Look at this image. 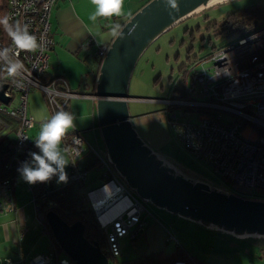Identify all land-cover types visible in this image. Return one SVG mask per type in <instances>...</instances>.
I'll list each match as a JSON object with an SVG mask.
<instances>
[{"label":"built area","instance_id":"built-area-1","mask_svg":"<svg viewBox=\"0 0 264 264\" xmlns=\"http://www.w3.org/2000/svg\"><path fill=\"white\" fill-rule=\"evenodd\" d=\"M58 0H8L7 17L10 23L27 24L30 34L37 36L41 47L35 52L20 51L10 38L13 59L25 67L22 77L16 78L5 90L12 106V115L20 117L15 134V152L21 153L29 142L28 130L34 119L27 112L28 95L38 89L46 94L51 115L63 109L68 101L81 97L72 92L62 77L43 85L41 78L48 66L50 16ZM108 44L98 45L95 55L103 58ZM188 67V68H187ZM184 70L186 97L165 100L171 128L193 155L203 160L231 185L250 192L264 190V26L241 36L236 43L215 49L205 59L195 60ZM58 85L60 87L58 88ZM79 140H76V138ZM67 149L70 169L68 183L83 182L86 172L76 162L86 148H93L81 132L73 130L63 143ZM105 170L102 184L86 191V197L103 233L106 252L110 257L121 255V239L134 241L146 230V206L115 175L108 158L98 155ZM40 201L47 198V182ZM12 182L0 181V213L12 210ZM35 203L37 221L43 228L45 215L40 203ZM10 260L0 261L9 264ZM30 264H75L68 257L55 253L38 254ZM190 264H197L191 262Z\"/></svg>","mask_w":264,"mask_h":264},{"label":"water","instance_id":"water-1","mask_svg":"<svg viewBox=\"0 0 264 264\" xmlns=\"http://www.w3.org/2000/svg\"><path fill=\"white\" fill-rule=\"evenodd\" d=\"M209 1L177 0V11L166 10L163 0H149L121 26L124 37L114 36L107 43L94 84L96 128L117 178L141 201L237 237L264 238V200L224 192L184 175L143 141L129 114V84L143 52L171 26L226 0ZM6 89L7 84L0 85L4 105L10 102ZM45 219L58 246L75 264H108L99 244L85 237L82 222L69 224L52 210Z\"/></svg>","mask_w":264,"mask_h":264},{"label":"rangeland","instance_id":"rangeland-1","mask_svg":"<svg viewBox=\"0 0 264 264\" xmlns=\"http://www.w3.org/2000/svg\"><path fill=\"white\" fill-rule=\"evenodd\" d=\"M146 1L149 0H143L141 5ZM78 3L86 5L89 18L94 11L91 0H78ZM256 8L263 12L248 19L244 26L222 31L224 19L229 13ZM261 26H264V0H226L202 9L171 26L147 47L134 68L129 84L128 93L133 99L128 103L129 114L132 126L143 141L184 175L228 193L234 192L231 183L203 160L197 159L171 128L165 100L185 95L182 67L190 65L189 58L193 61L205 59L215 49L236 43L242 35ZM100 44L92 45V53ZM79 90L84 91L83 88ZM259 196L254 198L264 199L263 193ZM144 204L147 208L144 218L146 222L149 221L147 225L153 221L160 222L166 229L167 238L158 239L161 250L138 258L148 259L151 264H162L164 260L161 256L169 257L179 250L192 256L195 263L264 264V238L237 237L157 208L149 202L144 201ZM133 242L126 238L121 241V255L116 258L118 261L134 259L139 255ZM104 245L101 249L106 252ZM60 254L67 258L62 250Z\"/></svg>","mask_w":264,"mask_h":264},{"label":"crops","instance_id":"crops-1","mask_svg":"<svg viewBox=\"0 0 264 264\" xmlns=\"http://www.w3.org/2000/svg\"><path fill=\"white\" fill-rule=\"evenodd\" d=\"M142 2L143 0H126L124 16L98 18L95 23L87 17L86 5H80L78 0H58L51 11L50 37L53 44L48 53L45 76L47 80L62 77L71 91L75 90V93L81 95L68 101L65 108L76 117L74 130L80 131L93 148H86L76 162L77 168L86 172L82 182L85 191L96 189L102 184L105 169L100 166L97 157L100 155L107 159L101 134L96 128L95 101L92 98L101 58L92 53L91 47L98 42L110 43L114 37L111 35L113 24L119 22L122 26L140 6H143ZM80 88L84 91H80ZM14 104L15 102H12L13 106ZM41 109L51 116L46 94L38 89L32 90L28 95L27 112L34 117ZM39 128V123L34 120L33 126L28 130L30 141L35 140ZM2 133L4 131L0 134ZM69 169L70 161L65 168L66 173ZM52 183L59 188L68 184V181L58 183V176H55ZM33 186L34 184H29L21 178L18 170L15 172L11 188L12 210L0 213V261L9 259V264H30V258L47 253L53 243L48 232L43 230L36 219ZM151 223L133 242L136 252L139 251L136 257L161 250L158 239L167 238L163 224L158 221ZM146 224H149V221ZM56 256L61 257L60 252Z\"/></svg>","mask_w":264,"mask_h":264},{"label":"trees","instance_id":"trees-1","mask_svg":"<svg viewBox=\"0 0 264 264\" xmlns=\"http://www.w3.org/2000/svg\"><path fill=\"white\" fill-rule=\"evenodd\" d=\"M7 11L8 0H0V18L7 16ZM262 12L263 11L260 8L245 9L241 12H231L224 19L222 31L228 32L230 30V27L238 29L244 26L248 19H251L254 16H258ZM5 47H10V36L5 31L4 27L0 25V49ZM185 68L183 69L185 70ZM183 69L182 71L184 72ZM55 78L47 80L44 73L41 78V82L43 85H49ZM13 81L14 79L7 75L5 65L0 62V85L4 83L7 84V87H10ZM186 96L187 94L185 93L184 97ZM11 105L12 103L10 102L8 105H4L0 102V133L4 131V133L0 134V181L8 178L12 182L13 176L21 166V163L25 160L30 159L31 152H37L39 150L35 146V140H29L25 149L21 153L17 154L15 152V134L20 126L21 120L19 116L11 114V109H13ZM52 181L53 178L47 182L50 191L47 194V198L43 201H40V194L44 192V187L37 185L33 186L34 200L40 203V208L44 215L46 214V212L52 210L69 224L76 221L82 222L85 227V237L90 242H97L101 248L102 244H105L104 236L97 223L95 215L88 204L85 194L86 191L83 188L82 182H70L63 187L57 188L53 185ZM232 187L234 189V192L232 193L237 192L235 194L246 198L260 199L254 197H261L259 195L261 193L264 194V190L250 192L247 189L238 188L233 185ZM43 230L45 232H48L53 242L50 246L49 252L55 253V255H57L59 252H61V249L54 240L46 219L43 222ZM104 254L108 258L110 257L106 252H104ZM161 257L164 260L162 264H190L194 259L192 256L188 255L185 252H183L182 254L181 252H179V250H177V252H175L173 255H170L169 257H167L166 255ZM110 258H112V260H109L108 264H151L148 259L138 257L123 261H118L116 259L117 257ZM197 263L205 264L203 262L200 263L199 261H197Z\"/></svg>","mask_w":264,"mask_h":264},{"label":"clouds","instance_id":"clouds-1","mask_svg":"<svg viewBox=\"0 0 264 264\" xmlns=\"http://www.w3.org/2000/svg\"><path fill=\"white\" fill-rule=\"evenodd\" d=\"M166 10H179L177 0H163ZM94 11L89 19L95 23L98 18L122 17L124 12V0H91ZM0 25L10 36L15 46V56L18 57L20 51L35 52L41 44L37 36L30 34L27 24L21 25L19 22L10 23V18L5 16L0 18ZM131 32V30H129ZM111 35L124 37L121 31V24L115 22L111 29ZM0 62L5 65V70L9 77L14 80L22 77L25 67L19 59H13V50L10 48L0 49ZM34 120L40 125L38 135L35 138V146L38 152H31L30 159L21 163L18 172L23 180L29 184L37 182H48L54 176H58V183H66L68 180L65 171L69 163L67 149L62 147L70 132L76 128V117L66 110H59L49 116L41 109L34 114ZM76 138V137H75ZM76 140H79L76 138Z\"/></svg>","mask_w":264,"mask_h":264},{"label":"bare ground","instance_id":"bare-ground-1","mask_svg":"<svg viewBox=\"0 0 264 264\" xmlns=\"http://www.w3.org/2000/svg\"><path fill=\"white\" fill-rule=\"evenodd\" d=\"M219 1H221V0H211V1H209L208 4H213V3H216V2H219Z\"/></svg>","mask_w":264,"mask_h":264},{"label":"flooded vegetation","instance_id":"flooded-vegetation-1","mask_svg":"<svg viewBox=\"0 0 264 264\" xmlns=\"http://www.w3.org/2000/svg\"><path fill=\"white\" fill-rule=\"evenodd\" d=\"M189 61H191L189 64H191V63L193 62V60H190V58H189ZM184 67H185V66H184ZM184 67H183V68H184ZM183 68H182V69H183Z\"/></svg>","mask_w":264,"mask_h":264}]
</instances>
